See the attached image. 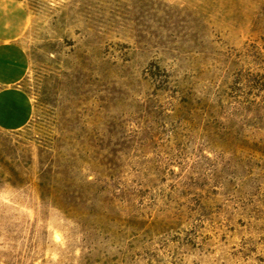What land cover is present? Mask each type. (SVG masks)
Instances as JSON below:
<instances>
[{
    "label": "rangeland",
    "instance_id": "rangeland-1",
    "mask_svg": "<svg viewBox=\"0 0 264 264\" xmlns=\"http://www.w3.org/2000/svg\"><path fill=\"white\" fill-rule=\"evenodd\" d=\"M0 264H264V0H0Z\"/></svg>",
    "mask_w": 264,
    "mask_h": 264
},
{
    "label": "crops",
    "instance_id": "crops-1",
    "mask_svg": "<svg viewBox=\"0 0 264 264\" xmlns=\"http://www.w3.org/2000/svg\"><path fill=\"white\" fill-rule=\"evenodd\" d=\"M0 78L17 80V77L13 78L8 74H3ZM16 83L0 88V129L9 132L23 128L31 116L30 103Z\"/></svg>",
    "mask_w": 264,
    "mask_h": 264
}]
</instances>
